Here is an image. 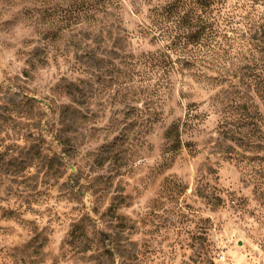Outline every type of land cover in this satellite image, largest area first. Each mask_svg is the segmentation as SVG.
Returning <instances> with one entry per match:
<instances>
[{
    "label": "rangeland",
    "instance_id": "obj_1",
    "mask_svg": "<svg viewBox=\"0 0 264 264\" xmlns=\"http://www.w3.org/2000/svg\"><path fill=\"white\" fill-rule=\"evenodd\" d=\"M170 47L165 0H0V264H264V0Z\"/></svg>",
    "mask_w": 264,
    "mask_h": 264
},
{
    "label": "trees",
    "instance_id": "obj_2",
    "mask_svg": "<svg viewBox=\"0 0 264 264\" xmlns=\"http://www.w3.org/2000/svg\"><path fill=\"white\" fill-rule=\"evenodd\" d=\"M103 5L120 0H98ZM222 0H165L159 8L150 10L154 29L173 35L170 47H201L207 37L219 33L218 18Z\"/></svg>",
    "mask_w": 264,
    "mask_h": 264
}]
</instances>
